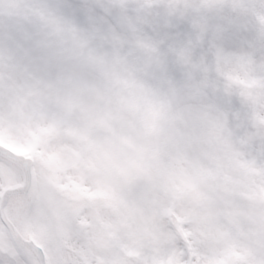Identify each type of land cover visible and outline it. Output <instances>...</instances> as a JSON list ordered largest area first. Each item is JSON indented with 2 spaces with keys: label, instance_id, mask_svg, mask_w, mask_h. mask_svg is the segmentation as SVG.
Instances as JSON below:
<instances>
[{
  "label": "rangeland",
  "instance_id": "obj_1",
  "mask_svg": "<svg viewBox=\"0 0 264 264\" xmlns=\"http://www.w3.org/2000/svg\"><path fill=\"white\" fill-rule=\"evenodd\" d=\"M47 17L41 18L42 22H47ZM13 27L19 32L25 29L20 22L8 24L9 30ZM31 59L30 69L34 66L38 72L40 57L34 52ZM29 85L27 79L21 85L25 100L20 101L13 97L14 92L8 93L16 86L2 80L0 74V143L36 159L33 173L37 170L39 177L29 202L26 196L30 209L26 202L24 231L42 245L48 264H264V195L258 192L260 187L264 190V161L258 158V145L253 146L250 133L252 139L248 140L246 130L230 127L218 115L217 121H209L203 111H196L198 114L187 118L174 114L173 126L163 141L145 142L142 114L133 111L130 115L108 105L126 123L120 134L116 129V144L107 148L114 153L111 163L121 168L127 165L123 170L117 166L118 179L110 187L90 167L83 172L81 162L86 161L78 149L74 156L79 162L63 154L61 141L54 142L55 152L50 154L53 145L46 140V131L42 137L30 133L44 126L47 102L45 81L34 83L30 79ZM194 101L204 106L196 96ZM35 111L42 113V120H37ZM149 112L153 117L155 111ZM259 118L257 112V122ZM178 126L186 130L185 136L178 137ZM130 128L134 131L132 140L127 138ZM100 133H106L105 128ZM220 139L234 148V163L228 164L234 172H221V165L204 164L205 143L212 145L210 151L215 154ZM104 147L103 143L96 158L108 169L101 154ZM198 147L203 152L192 166ZM153 154L159 161L160 177L150 167ZM78 176L83 178L82 184ZM19 177L13 166L0 160V191ZM39 198L52 211L51 222L58 233L55 253L43 241ZM19 199H10L9 212ZM3 255L26 264L37 261L30 248L0 223Z\"/></svg>",
  "mask_w": 264,
  "mask_h": 264
},
{
  "label": "snow or ice",
  "instance_id": "obj_2",
  "mask_svg": "<svg viewBox=\"0 0 264 264\" xmlns=\"http://www.w3.org/2000/svg\"><path fill=\"white\" fill-rule=\"evenodd\" d=\"M27 6L50 10L161 85L194 94L230 127L249 132L264 161V0H31ZM0 264L26 262L3 255Z\"/></svg>",
  "mask_w": 264,
  "mask_h": 264
},
{
  "label": "flooded vegetation",
  "instance_id": "obj_3",
  "mask_svg": "<svg viewBox=\"0 0 264 264\" xmlns=\"http://www.w3.org/2000/svg\"><path fill=\"white\" fill-rule=\"evenodd\" d=\"M2 1L25 3L26 0ZM46 14L53 20L50 24L54 25L49 22L42 24L41 18ZM30 15L31 19L27 22L40 30L37 40L52 64L47 91L51 97L60 93L59 107L55 109L60 111V119L49 114L48 127L55 132V128L63 125L62 135L52 139L61 141L60 149L65 156L73 157L79 150L80 157L86 161L82 165L83 172L88 167L95 171L100 161L96 158L99 148L103 143L108 148L114 142L112 128L124 124L123 121L119 123L117 113L108 105H116L120 111H141L143 116H149L150 110L156 113L180 111L176 104L186 92L154 81L125 55L90 44L87 39L62 24L50 10L35 8ZM142 94H146V97ZM155 98H159V101L152 102ZM78 111L80 118L76 120ZM95 111H104L103 116L108 119V123L99 122L95 116L101 115V112L97 114ZM74 113L75 123H80L78 130L69 125L70 116ZM104 128L106 133L102 136L100 130ZM65 150H68L67 153Z\"/></svg>",
  "mask_w": 264,
  "mask_h": 264
},
{
  "label": "water",
  "instance_id": "obj_4",
  "mask_svg": "<svg viewBox=\"0 0 264 264\" xmlns=\"http://www.w3.org/2000/svg\"><path fill=\"white\" fill-rule=\"evenodd\" d=\"M166 124H167V119L163 116L155 122L151 130L153 131V133L156 131L158 132L162 130L163 126H166ZM0 155L14 162V164L18 165L23 172V184L21 187L6 189L5 191H3L0 199V218L2 222L12 231V233L20 242L30 247L32 252L36 255L39 264H46L42 248L36 245L32 240L23 238L19 234V232L15 229L14 225L10 221L7 214L8 200L12 196L20 197L22 195H26L28 192L29 186L31 184V173H30L31 160L27 158H23L22 156L12 154L1 147H0ZM41 217H42V225L45 233V241L47 244H51V231H50V226L47 224L46 221L44 208H42Z\"/></svg>",
  "mask_w": 264,
  "mask_h": 264
},
{
  "label": "bare ground",
  "instance_id": "obj_5",
  "mask_svg": "<svg viewBox=\"0 0 264 264\" xmlns=\"http://www.w3.org/2000/svg\"><path fill=\"white\" fill-rule=\"evenodd\" d=\"M26 202V199L20 200V202L17 203L16 208L12 211L13 213L10 214V217L13 219L14 223L16 224L17 228L25 235L24 229V216H25V210L24 203ZM32 262H35V260H32Z\"/></svg>",
  "mask_w": 264,
  "mask_h": 264
}]
</instances>
